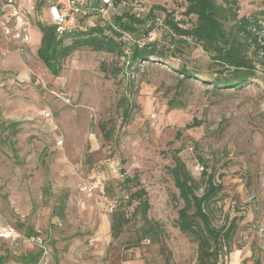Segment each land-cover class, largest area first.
Listing matches in <instances>:
<instances>
[{
	"label": "rangeland",
	"instance_id": "rangeland-1",
	"mask_svg": "<svg viewBox=\"0 0 264 264\" xmlns=\"http://www.w3.org/2000/svg\"><path fill=\"white\" fill-rule=\"evenodd\" d=\"M142 16L160 7L143 42H166L165 14L189 27L183 0H127ZM0 0V264L28 253L38 264H194L196 245L176 228L180 203L169 174L171 152L199 180L205 162L223 186L214 224L237 220L230 253L218 264H264V75L243 90H215L184 81L180 63L205 73L199 47L190 55L127 66L125 57L73 52L52 76L39 61L35 22L50 23L44 0ZM130 7V6H129ZM117 11H124L118 6ZM264 12V0H239L238 17ZM28 21L25 42L5 31ZM103 25L98 16L83 27ZM124 50L133 43L122 40ZM22 44L24 46H22ZM116 71L112 73V71ZM131 102L122 120L121 99ZM109 131L103 139L100 127ZM125 177H135L125 185ZM145 189L147 219L160 233L142 239L143 221L127 207L128 190ZM128 223L113 238L111 215Z\"/></svg>",
	"mask_w": 264,
	"mask_h": 264
},
{
	"label": "trees",
	"instance_id": "trees-1",
	"mask_svg": "<svg viewBox=\"0 0 264 264\" xmlns=\"http://www.w3.org/2000/svg\"><path fill=\"white\" fill-rule=\"evenodd\" d=\"M96 1V0H95ZM92 2L94 6L98 1ZM114 12L107 17H100L103 25L93 24L83 27V21L97 16L85 13L79 19L78 27L71 33L58 36L54 26L40 21L35 27L40 33V46L36 50L39 61L52 76H59L62 63L73 52L89 49L96 53L116 54L125 57L127 66L149 63H159L170 66L173 60H181L184 55H190V49L199 47L207 58L205 73L197 66H189L182 62L177 74L184 81H199L210 85L215 90H243L257 80V73L264 75V12L249 17H238L239 0H183L185 16L193 17L189 27L175 21L165 14L162 27L166 30L167 40L134 43L125 52L123 35L146 38L153 31L158 19L154 10L166 11L160 7L151 8L147 15L137 14L134 8H143L139 3L131 5L127 0H112ZM126 3L122 6L121 3ZM121 6L124 11L118 12ZM130 6V7H129ZM108 20L117 29L108 25ZM121 32V33H120ZM116 71H112L115 73ZM122 120L128 119L131 102L125 97L121 99ZM103 139L109 140V131L100 127ZM178 151L171 152L172 166L169 174L176 191L173 199L180 203L177 211L176 228L188 236L196 245V260L194 264H218L231 251V242L237 230L235 217L230 221L225 215L221 225L214 224L217 213V202L221 199L223 186L219 182L221 175H215L208 165L198 158L201 167L199 180H196L178 157ZM135 177H125L123 183L130 184ZM133 192L129 189L127 207H133L132 215H140L142 239H151L160 233L159 224L147 219L150 208L145 189L139 187ZM126 213L115 210L111 215L110 233L113 238L122 231L128 223ZM40 255L28 253L18 264H38Z\"/></svg>",
	"mask_w": 264,
	"mask_h": 264
},
{
	"label": "built area",
	"instance_id": "built-area-1",
	"mask_svg": "<svg viewBox=\"0 0 264 264\" xmlns=\"http://www.w3.org/2000/svg\"><path fill=\"white\" fill-rule=\"evenodd\" d=\"M48 5V16L50 23L54 26L58 36L71 33L79 25V19L85 13H93L100 17H107L108 13L114 12V4L112 0H96L98 5L94 6L92 2L95 0H44ZM95 1V2H96ZM125 6L126 3H121ZM5 7L10 8V18L17 17L19 12L13 7V0H6ZM134 12L142 14L143 8H134ZM108 25L117 30L108 20ZM28 21L25 17L20 18V25L13 30H6L5 34L10 35L14 40L25 42L27 39ZM121 33V32H120ZM124 39H128L134 43L131 36L121 33ZM25 45V44H24ZM22 44V46H24Z\"/></svg>",
	"mask_w": 264,
	"mask_h": 264
},
{
	"label": "crops",
	"instance_id": "crops-1",
	"mask_svg": "<svg viewBox=\"0 0 264 264\" xmlns=\"http://www.w3.org/2000/svg\"><path fill=\"white\" fill-rule=\"evenodd\" d=\"M93 1V0H92Z\"/></svg>",
	"mask_w": 264,
	"mask_h": 264
}]
</instances>
